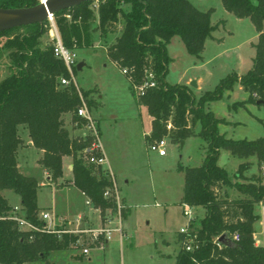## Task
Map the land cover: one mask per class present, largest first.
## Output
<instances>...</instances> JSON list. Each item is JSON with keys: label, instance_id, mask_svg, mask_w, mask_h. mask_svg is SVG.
Wrapping results in <instances>:
<instances>
[{"label": "trees", "instance_id": "obj_1", "mask_svg": "<svg viewBox=\"0 0 264 264\" xmlns=\"http://www.w3.org/2000/svg\"><path fill=\"white\" fill-rule=\"evenodd\" d=\"M40 2L0 0V8H29ZM92 2L53 16L63 44L73 50L77 41L78 47H83L82 43L89 38L84 36L88 35L91 20H97L101 39L113 34L115 26L122 23L119 36L107 50V58L123 72L138 109L146 108L151 118V134L145 139H151L152 143L162 139L168 134L167 124L171 121L170 138L200 137L207 144L202 165L183 171L182 205L205 210L199 227L194 229V223L191 225L197 248L186 252L182 245L185 236L178 234L180 249L175 264H264V247L256 246L254 240V225L259 220L255 205H264V183L257 176L244 177L249 163H240L234 175L236 180L248 183H233L229 173L218 165L223 150L239 159L256 157L264 167V137L253 141L227 138L219 130L227 122L207 110L209 104L231 92L235 84L248 94L235 108L245 109L246 105L261 101L257 106L264 110V0H221L225 11L253 24L258 34L257 43L252 44L255 57L244 76L232 73L199 99L190 86L166 82L172 61L167 46L177 37L188 54L202 60L205 42L213 38L219 25H225L224 21L211 24L212 10L202 12L189 0H98L94 14L89 6ZM48 26L46 20L22 27L27 30L22 34L16 33L21 28L0 32V36L8 38L6 46L13 62L12 73L0 81V264H53L48 261L50 254L71 249L78 239L60 226L55 232L48 231L40 219V186L34 177L23 175L17 165L18 151L24 145L19 127L28 130L33 146L42 151L38 164L48 173L51 184L63 178V160L72 158V184L99 209L100 216L116 209L111 200L104 198V191L111 186L107 171L87 164L77 155L89 146L90 140L71 136L65 126L66 114H72L74 122L84 124L77 110L80 95L88 97L73 83L60 85L61 78L71 76L64 63L55 57L52 46L41 48L40 39ZM148 72L153 75L155 87L137 96L134 87L147 80ZM87 103L90 109L97 106L93 101ZM261 122L264 125V120ZM197 125L201 128L195 133ZM228 189H236L240 197L229 198ZM6 190L20 197L24 218L33 229L21 230L16 220L10 218L13 208L2 195ZM235 232L240 234L238 242L217 247V237L223 234L230 237Z\"/></svg>", "mask_w": 264, "mask_h": 264}, {"label": "rangeland", "instance_id": "obj_2", "mask_svg": "<svg viewBox=\"0 0 264 264\" xmlns=\"http://www.w3.org/2000/svg\"><path fill=\"white\" fill-rule=\"evenodd\" d=\"M189 1L202 12L212 10L213 26L223 21L225 24L219 25V29L213 33L214 37L205 42L202 60L188 54L179 38L176 37L169 43L167 52L175 57V62L170 63L166 82L174 85L182 80L186 82L191 79L196 83L197 79H201L202 92L192 88L195 98L199 99L204 93L215 90L221 80L232 73L244 76L252 68L255 57L252 44L257 43L258 37L251 21L247 18H236L225 11L221 0ZM98 4V0H94L89 5L94 14H97ZM54 20L53 18L55 24ZM97 24V20H91L88 35L84 36L89 38L82 43L83 47H78L80 43L77 41L73 47L78 64H83L81 70L75 68L73 79L77 87L87 94L88 98L84 99L86 103L93 101L95 105L100 106L91 108V113L99 123L103 152L115 175L119 195L125 201L123 204L127 207V211H122L124 237L121 239L114 232L108 241V246L91 250L89 256L92 258V264H175L180 249L177 236L180 230L188 228L189 224L188 218L184 216V205L181 203L184 196L183 171L186 168L202 165L207 144L200 137L180 140L170 138L168 133L165 136L166 156L160 157L156 152L148 149L152 141L145 139L144 133L150 132L152 125L146 108L136 107L132 90L123 72L107 59V50L119 36L123 24L115 26V32L108 34L105 39L100 38ZM46 31L40 39L41 48L52 46L54 36H52L51 24L46 27ZM25 32L27 30L21 28L16 33ZM7 41L6 36H0V81L9 76L13 70L10 51L6 46ZM246 98L247 94L240 89V85L235 84L233 90L226 92L221 100L209 104L207 110L213 112L216 118L236 123L228 128H225L227 124H221L220 132L226 133L220 134L241 141L243 139L253 141L264 137V125L261 122L262 119L264 120L263 108L255 104H248L245 109L240 106L234 107ZM64 122L71 136L85 134L81 125L74 122L72 114L66 115ZM200 128L197 125L194 132L198 133ZM20 134L22 138L27 139V131L20 130ZM37 158L36 150L26 149L20 157V168L28 176L34 177L40 186L38 189L40 213L51 211L56 215L54 225L61 224L59 218L74 221L79 212L85 220L82 226L86 230L117 228L118 220L115 215H110L112 225H108L104 220L105 217H109L112 210H107L100 216L99 211L85 204L84 198L75 189L51 185L43 169L38 165ZM250 160L241 162L250 165L244 172V177L250 179L257 176L264 183V174H262L264 167L259 165L256 157ZM68 162H70L69 158L65 160L64 175L58 183L72 178L71 172L67 169ZM218 162V165L229 173L233 183H248L246 180L234 178L239 171L237 157L222 150ZM257 163L261 168L260 174ZM228 194L231 199L240 197L236 189H228ZM4 195L10 204L18 203V195L12 191L6 190ZM256 210L260 216L256 229L264 238V210L261 211L257 207ZM191 212L194 215L193 228L197 229L205 213L202 208L197 207H192ZM125 213H127L126 217ZM87 243L85 242V245ZM71 249L64 251L69 252ZM71 255H73V258H70L72 261L81 258V255L75 252ZM81 263L89 264L88 256H84Z\"/></svg>", "mask_w": 264, "mask_h": 264}, {"label": "built area", "instance_id": "obj_3", "mask_svg": "<svg viewBox=\"0 0 264 264\" xmlns=\"http://www.w3.org/2000/svg\"><path fill=\"white\" fill-rule=\"evenodd\" d=\"M49 20V25L51 24V28L53 29L52 36H54L52 37L53 53H55L54 55L57 59L61 60L64 63L67 71H69V75L71 76V79L61 78L60 85L69 86L71 83H73L77 87L73 79L74 70L78 66L76 58L77 54H75L74 49L72 50L63 44L58 30L53 23V17H51ZM148 73L149 74L147 76V80L144 81V83L134 87L137 96H143L148 89L155 87V82L152 81L153 75L150 72ZM77 89L79 88L77 87ZM80 98L81 105L77 110V116L83 121L82 123L84 124L81 125V128L85 131V134L80 137H82L83 139H89L90 144L86 149L79 152L77 155L87 164L101 167L104 169V171H107L106 176L110 181L111 186L106 188V190L104 191V198L111 200L115 204L116 209L115 211L112 210V213L109 214V217H105L106 219L104 218V220H106V223L108 225H112L113 221L110 215L113 214L115 215L116 220H118V225L116 226L117 228H115V230L101 228L100 230H86L83 228V226H81L84 222L82 215H79L74 221H68L66 219L59 218L61 224L54 225V221L56 220V218L49 212L41 213L40 219H42L46 223V229L48 231L55 232L57 227L60 226L67 233L75 236L77 235L78 239L76 241V244H74L75 250H80L81 255H88L91 249L102 248L104 245H106V242L111 239L113 232H117L121 239L124 237L122 229V211L125 210L126 206L125 204H123V200L120 198L115 175L111 172L108 166V160L105 153L103 152L102 144L100 141V132L98 128L99 123H97V120H95V118L92 116L91 109L88 107L84 98L81 95ZM172 128V123L171 121H169L167 124L168 133H170ZM165 139L166 137L164 136L162 139L150 143L148 149L151 152H156L160 157L166 156L167 153L165 150V145L167 143H165ZM86 205L93 206L88 199L86 201ZM22 208L23 207L21 206L14 207L9 214L10 218L16 220L21 230L33 229V226L25 220ZM191 208L192 207L190 206L184 205V216L188 218L189 224L188 228H183L179 233L185 236V241L182 242V245L184 246L183 249L186 252H192L195 250V248H197V244L194 245V239L192 238L191 234L193 232V229H191V225L194 221V215L191 212ZM47 222H49V224ZM219 238L220 237H217L215 239V243L218 248H222L223 244L219 243ZM228 239L230 242H238L240 240V234L238 232H235L230 237H228ZM85 242H88L87 245H85Z\"/></svg>", "mask_w": 264, "mask_h": 264}, {"label": "crops", "instance_id": "obj_4", "mask_svg": "<svg viewBox=\"0 0 264 264\" xmlns=\"http://www.w3.org/2000/svg\"><path fill=\"white\" fill-rule=\"evenodd\" d=\"M190 2V1H189ZM263 27H264V25H263ZM214 37V36H213ZM257 37H258V34H257ZM174 39V38H173ZM172 39V40H173ZM216 39V38H215ZM115 40V39H114ZM216 40H219V39H216ZM112 42H114V41H112ZM170 45V44H169ZM168 45V46H169ZM168 46H167V50H168ZM169 52V51H168ZM168 55H169V53H168ZM170 57H171V63H173V62H175V57L173 56H171V55H169ZM108 59V58H107ZM200 60V59H199ZM115 65V64H114ZM252 66H253V62H252ZM238 75H242V74H238ZM192 81H191V79H189L188 81H186V82H183V80L181 81V82H179V83H177V84H180V85H187V86H189L190 85V83H191ZM201 84H202V80L201 79H197L196 80V85H197V90L198 91H200V92H202V90L200 89L201 88ZM172 85V84H171ZM240 89H242V87L240 86ZM243 90V89H242ZM248 95V94H247ZM247 99V98H246ZM245 99V100H246ZM244 100V101H245ZM136 105V104H135ZM98 107H100V106H98ZM97 107V108H98ZM137 107V106H136ZM66 115H68V114H66ZM65 115V116H66ZM65 116H64V121H65ZM150 118V117H149ZM263 120V119H262ZM150 123H151V118H150ZM227 125H226V127L225 128H228V127H233V125H235L236 123H231V122H227L226 123ZM66 125V124H65ZM220 127V126H219ZM67 128V127H66ZM78 129H80V128H78ZM220 129H221V127H220ZM20 130L22 131H27L28 132V130L25 128V127H19V129H18V133L20 134ZM151 130H152V127L150 128V132H146V133H144V138H146L147 136H149L150 135V133H151ZM220 133H226V132H220ZM20 136H21V134H20ZM73 137H78V136H73ZM26 138L27 139H24V138H22V136H21V139L23 140V143H24V145H23V147L22 148H20L19 149V151H18V156H17V165H18V169H19V171L23 174V175H25V176H28L27 174H25L22 170H21V168H20V161H21V159H20V157L22 156V154H23V152L26 150V149H28V148H33L34 150H36V154H37V163H38V160H39V158L40 157H42V151L41 150H38V149H36L34 146H33V144H32V142H31V138L29 137V132H28V135H26ZM26 140H28L27 142H26ZM66 159H68V158H65L64 160H63V170H64V167H65V160ZM250 159H252V158H250ZM250 159H239L238 158V165H240V163L241 162H243V160H244V162H247L248 160H250ZM69 160H70V162H68V165H67V169H68V171H70L71 172V174H72V167H73V165H72V158H69ZM251 161V160H250ZM253 162V161H252ZM39 165V164H38ZM40 166V165H39ZM108 166H109V168H110V170H111V172H112V168H111V166L108 164ZM41 167V166H40ZM42 168V167H41ZM257 168H258V173L260 174V172H261V168L258 166V163H257ZM43 169V168H42ZM263 170V169H262ZM43 172L45 173V175L46 176H48L47 174L48 173H46L45 171H44V169H43ZM113 173V172H112ZM262 174H264V172H262ZM72 181H73V174H72V178H71V180H63L61 183H57V184H53V185H55L56 187H60V186H64V187H66V188H68V189H70V190H73V189H75L76 191H78V193H79V195L82 197V198H84V200H85V204H86V201H87V198L85 197V194H83V193H81L73 184H72ZM49 182V181H48ZM62 183H66V185H63ZM51 184V183H50ZM62 184V185H61ZM52 185V184H51ZM230 194V193H229ZM2 195H3V197L7 200V202H8V204L10 205V206H12V208H14V207H20L21 206V199H20V197L18 196V203L17 204H15V205H12V204H10L9 203V201H8V199L5 197V195H4V191L2 192ZM230 196V195H229ZM231 198V197H230ZM236 198H238V196L236 197ZM232 199H234V197H232ZM123 200V199H122ZM123 202L125 203V201L123 200ZM20 205V206H19ZM38 207H39V209L41 208L40 206H39V200H38ZM90 207L92 208V206L90 205ZM256 207L257 208H260L261 209V211L262 210H264V205H262V204H257V205H255V214L256 215H258L257 213H258V211L256 210ZM54 207H52V209H53ZM197 208H201V207H197ZM203 209V208H202ZM96 211H98V209H96ZM203 211H204V213H205V210L203 209ZM45 212H49V213H51L53 216H55L56 217V215H54L51 211H45ZM41 214V213H40ZM79 215H81L79 212L77 213V217L79 216ZM204 216H205V214H204ZM259 216V215H258ZM76 217V218H77ZM75 218V219H76ZM61 219V218H60ZM64 219V218H63ZM259 220H260V216H259ZM259 220L255 223V225H254V230H255V233H254V240H255V245L256 246H260V247H264V238H263V234L261 233V232H257V229H256V225H257V223L259 222ZM84 222H85V220H84ZM84 225V224H83ZM82 226V225H81ZM122 229H123V227H122ZM114 233V232H113ZM115 233H117V232H115ZM118 234V233H117ZM123 234L125 235V232H124V229H123ZM119 235V234H118ZM109 244H108V241L106 242V246H108ZM96 250V248H93V249H91V250ZM90 250V251H91ZM75 252V254H79V255H81V252H80V250H70L69 252L68 251H57V252H52L51 254H50V256H49V259H48V261L50 262V263H53V264H82L81 262L83 261V259H84V256H88V261H89V264H92V258L89 256L90 255V252H89V254L88 255H81V258L80 259H73V261L71 260L73 257V255H71V254H73ZM179 252V251H178ZM178 254V253H177ZM72 257V258H71ZM71 258V259H70ZM31 264H36V263H31ZM44 264V263H43Z\"/></svg>", "mask_w": 264, "mask_h": 264}, {"label": "water", "instance_id": "obj_5", "mask_svg": "<svg viewBox=\"0 0 264 264\" xmlns=\"http://www.w3.org/2000/svg\"><path fill=\"white\" fill-rule=\"evenodd\" d=\"M89 1L92 2V0H41L38 5L29 8H0V32L36 24H42L44 21L50 19L55 14L57 15V13L59 12L73 9ZM82 67L83 64L80 63L78 64L77 69L81 70ZM190 87L195 89L197 88V85L195 82H192L190 84ZM259 104H261V101L257 102V105ZM92 208L94 207L92 206ZM218 241L223 245L230 244V241L226 234H223Z\"/></svg>", "mask_w": 264, "mask_h": 264}, {"label": "bare ground", "instance_id": "obj_6", "mask_svg": "<svg viewBox=\"0 0 264 264\" xmlns=\"http://www.w3.org/2000/svg\"><path fill=\"white\" fill-rule=\"evenodd\" d=\"M0 18H1V15H0Z\"/></svg>", "mask_w": 264, "mask_h": 264}]
</instances>
